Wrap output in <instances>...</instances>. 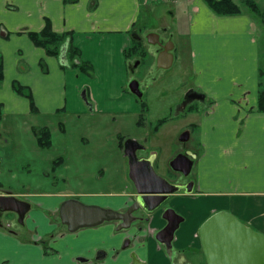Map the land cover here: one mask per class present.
<instances>
[{
    "label": "crops",
    "instance_id": "obj_1",
    "mask_svg": "<svg viewBox=\"0 0 264 264\" xmlns=\"http://www.w3.org/2000/svg\"><path fill=\"white\" fill-rule=\"evenodd\" d=\"M161 3L162 0H0V55L4 74L0 82V119L7 115L48 117L59 113L78 117L89 112L109 116L116 122L117 116L130 114L136 118L138 126L151 128L153 137L149 139L117 132V138L121 134L127 137L125 142L133 140L140 145L139 148L134 144L138 160H130L118 138L124 159L121 167L129 182L125 188L100 195L103 198L94 203L83 200L87 204L104 206L103 203H107V207L121 208L133 192L132 188H127V185L132 187L131 172L132 177L133 171H137L136 176H151L152 173L145 171L153 169L161 177L172 180L176 171L171 162L177 157V149L167 156L163 149H158L162 147L159 131L165 125L160 127L159 122L163 121L160 118L168 115L148 122L152 112L148 103L132 93L130 86L125 89L129 78L130 82L137 80L139 86L143 81L154 79L143 80L131 75V70L134 68L137 72L136 66L142 62L148 65V72L156 70L163 74L177 64L192 72L193 89L190 91L199 92L204 98L200 97L199 103L196 101L195 108L189 109L187 114L182 113L169 123H174L177 135L182 130L190 131V136L197 130L199 135L197 147L192 143L193 150H189L197 159L187 156V164L192 160L188 172L193 175L194 187L191 192L175 194L171 201L172 209L182 220L170 244H167L170 239L161 233L169 219L159 210L150 216L133 249L145 264H206L198 229L215 212H231L264 234V111L258 107L264 43L259 40L256 21L248 13L220 15L204 0H190L184 10L180 7L170 12L172 17L179 18L182 10L188 26L174 31L170 25L156 24ZM48 23L54 32L70 34L62 47L67 48L70 41L79 48V58L94 67V79L74 67H62L69 63L67 50L63 62L60 59L62 48L59 57H55L33 43L28 33L42 31ZM162 30L170 34L169 51L153 47L158 41H167ZM145 40L150 44L148 51L142 50ZM135 45L145 53L143 57L129 55ZM149 52L152 54L150 64L149 57L145 59ZM135 59H138L136 65ZM16 84L30 90L37 113L32 112L29 98L17 93ZM202 92L210 94V101ZM240 104L244 108L239 109ZM53 146L54 143L51 148ZM60 162L54 170L51 166L48 174L64 176V167L69 165L70 158L65 157ZM7 168L13 171L14 167L8 163ZM100 168L110 169L106 164ZM0 169L1 174L2 159ZM10 185L9 178H0V191L19 196L8 188ZM49 193L60 197L66 191L50 190ZM67 199L58 204L59 214L61 204ZM28 202L32 208L24 222L15 226L11 217L6 218V222L0 221V264H87L81 257L90 262L98 249L103 250L100 247L116 245L111 236L115 226L111 223L80 228L77 232L56 233L59 226L51 221L54 206L40 198ZM61 225L64 228L62 221ZM83 230L86 231L81 232ZM156 233H160L158 239ZM51 250L55 252L49 253ZM130 251L118 257L112 253L105 255L101 264H132ZM188 251L200 256L195 259Z\"/></svg>",
    "mask_w": 264,
    "mask_h": 264
},
{
    "label": "rangeland",
    "instance_id": "obj_2",
    "mask_svg": "<svg viewBox=\"0 0 264 264\" xmlns=\"http://www.w3.org/2000/svg\"><path fill=\"white\" fill-rule=\"evenodd\" d=\"M179 1L183 3L173 4L170 0H162V3L158 6V20L156 24L164 23L165 25H170L174 31L179 27H183L182 29L188 27L187 22L184 20L185 16L182 10L179 12V18L172 17L170 13L171 11L179 10L177 8L180 7L184 10L187 3L190 2V0ZM236 1L242 7L243 13L250 14L256 21L257 30H259V40L264 43V0H256L261 8L263 16L254 14L242 0ZM162 33L165 38L170 35L168 32L166 33L165 30H162ZM149 47L150 44L146 42L143 44L142 50L148 51ZM151 55L152 54L149 52V56L145 57V59L149 57V64L152 59ZM143 56L144 55H141L139 52V54L133 58ZM137 60L138 59L134 60L135 65ZM147 66L148 65L145 63L137 64V72L133 67H130V69L133 68L131 70V75L133 76L135 75L143 80L145 77H153L154 79L141 84L139 89L147 93L142 96H137L140 100H145L155 114L153 115L151 112V115H148L149 122L157 121V118L162 115H168L169 117L173 115V108L169 111V107L178 104L183 93L193 89L192 77L194 76H192V72L182 69L183 66L181 68L179 64L174 65L172 69H166L163 74H160L162 71L156 72V70L148 72L147 70L149 67ZM66 69H68V67ZM75 70L79 72L78 69L75 68ZM83 74L90 79L96 77L94 69L90 73ZM241 77L242 74L238 77L240 81ZM129 82L130 78L127 81L126 90L129 89ZM86 88H88V86L85 84V89ZM202 93L207 94L210 101V94L208 92ZM241 106L244 108L243 105L240 104L239 109H241ZM187 121H189V119H187L186 122ZM173 125L174 123L165 124L159 131V143L162 147H158V149H163V152L166 153L165 156L172 152L175 153V150L179 148L177 139L179 135H177L178 130L175 129ZM44 128H48L51 134L48 146L41 145L35 133V130L40 132ZM117 132L129 137L136 136L140 139H149L153 137L151 128L149 129L147 126H138L136 124V118L130 114L117 116L116 122H113L109 116H103L97 113L93 115L89 112L78 117L66 113L53 114L48 117L43 115H20L18 117L7 115L0 119V158L3 161L4 168L3 172L0 174V178L3 176L9 178L11 185L8 186V188L19 193V196H17L18 198L25 201L40 198L47 201L49 205L54 206L53 208L55 211L52 213L51 221H54V223L59 226L56 233L67 232L66 228L61 227L58 211V204L64 198H75L81 199L83 203H94V201L102 198L100 195L110 193V191L113 190L124 189V185L129 183L126 179L125 171L122 170L121 167V163L124 159H122L123 152L118 146L119 141ZM176 135L177 138L175 140L174 137ZM198 137L197 130H195L191 135V139L196 147L199 142L197 139ZM52 143H54V146L51 148ZM65 157L70 158V163L64 167V176L54 175L53 172L48 174V170L51 166L54 170L57 164L61 163V159ZM52 158L56 159H53V161ZM8 163H11L14 167L13 171L8 170ZM105 164L108 165L110 169L106 168L104 170L100 168ZM10 172L12 174H10ZM168 174H170V172ZM11 179L14 180L12 181ZM44 189L46 192H42ZM60 189L66 191L64 196L57 197L53 195L54 193H49L50 190L58 191ZM90 193H96V195L94 196ZM36 194L46 195V197L34 196ZM103 204H105L106 207L105 205L101 206L102 204L90 203V205H98L107 208V203ZM12 216L13 214H9V217ZM14 224L17 226V223ZM109 227H111V225ZM85 231L86 230H83L81 232ZM48 239L47 237V240ZM188 254L190 256H195V259L200 256V253H195L194 251H188ZM93 261L94 259L90 260L87 264H94Z\"/></svg>",
    "mask_w": 264,
    "mask_h": 264
},
{
    "label": "water",
    "instance_id": "obj_3",
    "mask_svg": "<svg viewBox=\"0 0 264 264\" xmlns=\"http://www.w3.org/2000/svg\"><path fill=\"white\" fill-rule=\"evenodd\" d=\"M65 51L66 47L63 46L60 55V59H63V62H65ZM137 88H139V82L132 80L130 82V89L132 93L139 95V91L136 90ZM83 98L86 100L84 95ZM202 98H204L203 95ZM125 144V154L129 156L130 160H138L136 156L137 147H132L131 154H129L130 151L127 149V145H136L137 142L127 140ZM144 149L142 147V150ZM181 157L177 156L171 162L174 170L180 169L177 164ZM189 163L187 167H191L192 162ZM151 173V176H145L146 181L151 183L150 187L143 190L138 189L139 195L136 198L141 205H143L144 199L159 198L160 201L150 208V211L156 209L170 194L182 188L180 185L168 182L167 179L159 176L153 169ZM186 173H188V170ZM31 208L32 204L30 202L22 200L14 194L0 191V213L19 212L20 221L24 222L26 214ZM59 210L62 223L67 225L71 232H75L80 228L95 227L104 223V221L123 219L125 218L124 215L130 212L129 210L126 213H122L111 208L85 204L77 199L66 200L61 204ZM171 211L174 212L173 210ZM180 220L182 218L174 220L173 223H168L166 228L161 232L165 233L168 240L170 239L167 243L168 245ZM198 236L206 264H264V234L245 224L231 212L221 210L212 214L199 227ZM103 258H105V255H102L101 259ZM132 264L145 263H142L133 254Z\"/></svg>",
    "mask_w": 264,
    "mask_h": 264
},
{
    "label": "flooded vegetation",
    "instance_id": "obj_4",
    "mask_svg": "<svg viewBox=\"0 0 264 264\" xmlns=\"http://www.w3.org/2000/svg\"><path fill=\"white\" fill-rule=\"evenodd\" d=\"M166 42L163 41H158L157 44L155 45V48L157 50H163V51H169L171 49V42L168 39V37L166 38ZM142 63V62H140ZM139 63V64H140ZM147 79V77H145V80ZM151 79H153V77H151ZM143 83H147L145 81L141 82V84ZM130 86V84H129ZM136 90H138L139 95L142 96L143 94L147 93V92H143L141 91V89L137 88ZM199 92H195L193 91H189V92H184L183 96L181 98V100H179L178 104H176L175 106H172L171 108H173V115L172 116H168L167 118H160L163 119V121L161 120L159 122L160 127H162V125L168 124L171 121H176L178 118L177 117H181L182 113H186L189 109H191L192 107L195 108V105L197 103H199V99L200 97H202V95L199 96L198 94ZM198 98V99H197ZM196 101H198L196 103ZM180 115H177L179 114ZM177 118V119H176ZM167 120V121H166ZM166 121V122H165ZM182 130L180 133H178V142H179V148L177 150L176 155L177 156H182V155H186V157L181 158L180 160H184V163L179 164L180 160L178 161L177 166L180 168V171H173V176H172V180H168V182L175 184V185H180L182 186V188L178 191H175L174 193L170 194L164 201L161 202V204L154 210L150 211L149 209L152 208L153 206H155L160 199L156 198V197H152V198H148V199H144V203L143 205H141V203H139L137 201V196L139 195L137 190L141 189H148L151 183H148L146 181V177L143 176H136L137 171H133V178H132V172L130 173V178L133 179L132 182V187H130V185H127V188L130 190L132 188V193H131V197L130 200L128 201V203H125V205L121 208H113L108 206L107 208H111L113 210L122 212V213H126L130 210V212H128L125 216V218H120V219H116V220H109V221H104V223L100 224L103 225L105 223H111L112 225H114V231L111 233V236L113 239L116 240V245L111 246V247H100L103 250L98 249L95 254L92 255L91 259H94V264H101L104 261H102L103 259H101L102 255H110V253H112L114 255V257H118L119 254H121L122 252H126L127 250H131L130 251V258L132 259V255L135 254L138 258L137 253L135 252V250L133 249L134 244L137 242V240H140V235L141 232H143V230L146 228V224H148L149 220H150V216H152L153 214H155L156 212H158L159 210H163L164 211V217L166 216L169 219V223H173L174 220L180 219L178 217H176V215L174 214V212H172L171 210L174 211V209H172V205H171V201L174 197L175 194L179 193V192H191L192 188L194 187V178L193 175L188 172L187 170H189V168L187 167V156H193L195 158V154L193 152H190L189 150H193L191 149L190 145H192L191 142V136H190V131H184ZM118 138L120 139V141H122V148L125 149V140L127 139L126 136H122L121 134L118 135ZM125 144V145H124ZM134 144H129L127 145V149L130 151L129 154H131L132 152V147H134ZM136 146H138L140 148L139 144H136ZM197 159V158H195ZM192 162V160H191ZM188 168V169H187ZM146 173L150 174L151 172L149 171H145ZM129 178V179H130ZM135 189V190H134ZM103 195H110V194H106L104 193ZM103 198V197H102ZM69 199H75V198H69ZM80 200L81 199H77ZM9 214H13V216L11 218H13L14 222L19 224L20 221V216H19V212H7V213H0V221L3 222V220L5 221L6 218L9 217ZM27 215V214H26ZM60 217V214H59ZM61 220V217H60ZM6 222V221H5ZM64 228H66L67 232L70 231L69 227L67 225H64ZM99 226V225H98ZM128 226V227H125ZM84 229V228H82ZM80 230V229H79ZM77 230V231H79ZM75 231V232H77ZM165 235V233H162ZM160 233H156L155 237L156 239L159 238ZM173 239V237H172ZM100 250V251H99ZM87 257V256H86ZM82 261H87V263L89 262L88 259L81 257ZM91 264V263H89Z\"/></svg>",
    "mask_w": 264,
    "mask_h": 264
},
{
    "label": "trees",
    "instance_id": "obj_5",
    "mask_svg": "<svg viewBox=\"0 0 264 264\" xmlns=\"http://www.w3.org/2000/svg\"><path fill=\"white\" fill-rule=\"evenodd\" d=\"M66 1L74 2L76 0H66ZM204 1L209 5V7L215 13L220 15H236L243 12V9L240 6V4L237 3L235 0H204ZM242 1L250 10H252L254 14L256 15L259 14L260 16H263L261 12V8L256 0H242ZM28 35L36 46L44 48L48 55L55 57H59L61 53L62 45L64 44V42H66V39L70 36L69 33L58 34L54 32L50 26V23H48L42 31L29 32ZM66 50H67L66 52L69 59V63L62 65L63 68L74 67L83 73H90L93 71V65L79 58L80 49L73 46L70 41ZM139 52L141 55H145V53L143 51L138 50L137 45H135L132 49L129 50L128 53L130 56H133V55H138ZM3 77H4L3 63H2V57L0 55V82L3 80ZM262 78L263 80H260L258 107L259 109L264 111V71L261 74V79ZM14 88L17 91V93L29 98L31 102L32 112L37 113L38 109L35 105L30 90L25 86H21L20 84H16ZM35 133L38 136L37 137L38 142L41 145L43 146L49 145L50 143L49 138L51 134L48 128H44L40 132L35 130ZM54 252L55 250H51L49 253H54Z\"/></svg>",
    "mask_w": 264,
    "mask_h": 264
},
{
    "label": "built area",
    "instance_id": "obj_6",
    "mask_svg": "<svg viewBox=\"0 0 264 264\" xmlns=\"http://www.w3.org/2000/svg\"><path fill=\"white\" fill-rule=\"evenodd\" d=\"M1 170V169H0Z\"/></svg>",
    "mask_w": 264,
    "mask_h": 264
}]
</instances>
